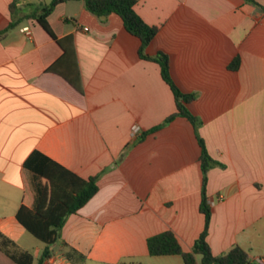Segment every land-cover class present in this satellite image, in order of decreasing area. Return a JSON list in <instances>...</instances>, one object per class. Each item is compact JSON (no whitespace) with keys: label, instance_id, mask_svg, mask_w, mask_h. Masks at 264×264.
<instances>
[{"label":"crops","instance_id":"1","mask_svg":"<svg viewBox=\"0 0 264 264\" xmlns=\"http://www.w3.org/2000/svg\"><path fill=\"white\" fill-rule=\"evenodd\" d=\"M11 1L0 0V31ZM134 8L158 27L145 52L167 54L174 83L195 94L187 107L197 129L177 116L146 133L176 110L174 95L117 14L101 19L83 0L58 2L47 19L67 56L33 18L0 35V242L9 241L0 264H26L10 256L21 252L37 264L46 248L41 264H184L150 255L147 238L170 230L190 251L203 230L197 135L215 161L205 187L212 253L240 246L254 263L264 259V0H137ZM70 69L81 90L60 74ZM35 151L77 177L98 175L97 192L51 244L16 217L23 199L33 210L38 203L41 179L24 164Z\"/></svg>","mask_w":264,"mask_h":264},{"label":"trees","instance_id":"2","mask_svg":"<svg viewBox=\"0 0 264 264\" xmlns=\"http://www.w3.org/2000/svg\"><path fill=\"white\" fill-rule=\"evenodd\" d=\"M67 0H51L49 3H25L20 0H13L9 4L10 21L9 24L0 31V35L5 34L9 30L16 27L25 19L33 18L38 24L63 48L64 56H67V48L63 45L62 40L58 39L48 22V15L52 12L54 6L58 2ZM255 3V0H247ZM85 8L98 18L102 15L108 16L111 13L117 14L122 19L124 28L140 39V47L138 53L141 58L152 60L160 65V71L164 81L170 86L174 95L176 110L168 115L164 121L148 132H154L164 125L171 122L177 116L186 117L197 129L199 121L187 107L195 98L193 93H185L181 91L174 83L170 75L169 57L167 54L159 52L155 56H150L145 52L147 45L151 42L158 31V27L147 24L142 17L136 12L135 4L137 0H83ZM238 58L230 63V68H236ZM48 70L55 71L56 64L49 67ZM68 82L76 89L81 90L79 85L78 70L72 69L60 73ZM145 133V134H146ZM143 138V135L140 139ZM200 147V164L202 171L201 185V202L200 211L204 215V227L198 238L195 240L190 251L182 249L178 239L170 230H165L147 238V247L149 254L158 255H180L184 264H264L254 263L248 252L240 246H233L224 253L214 255L206 240L211 217V208L207 202L205 192L207 182V172L215 164L210 157L204 141L197 135ZM25 166L32 170L41 179V188L39 191V199L36 208L30 209L23 199L22 204L17 212L18 221L24 228L47 244L54 242L58 236V231L62 227L65 218L77 212L84 206L88 200L97 192L98 175L87 179L77 177L64 167L43 155L40 152H33L26 160ZM1 238L2 235H0ZM9 241L3 239L0 245H7ZM16 261L21 262V257L28 258L26 264H32V256L27 252H21L20 255L10 254ZM50 256L49 248H46L38 263ZM199 256V259L197 258ZM23 264V262H21Z\"/></svg>","mask_w":264,"mask_h":264},{"label":"built area","instance_id":"3","mask_svg":"<svg viewBox=\"0 0 264 264\" xmlns=\"http://www.w3.org/2000/svg\"><path fill=\"white\" fill-rule=\"evenodd\" d=\"M138 130H139L138 127H134V129H133L134 132H137ZM260 262L264 263V259H262Z\"/></svg>","mask_w":264,"mask_h":264},{"label":"water","instance_id":"4","mask_svg":"<svg viewBox=\"0 0 264 264\" xmlns=\"http://www.w3.org/2000/svg\"><path fill=\"white\" fill-rule=\"evenodd\" d=\"M100 18H101V19H105V15H102Z\"/></svg>","mask_w":264,"mask_h":264}]
</instances>
